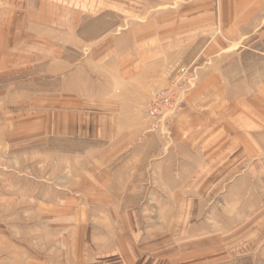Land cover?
<instances>
[{"label": "crops", "instance_id": "obj_1", "mask_svg": "<svg viewBox=\"0 0 264 264\" xmlns=\"http://www.w3.org/2000/svg\"><path fill=\"white\" fill-rule=\"evenodd\" d=\"M179 68L180 107L149 120L151 91ZM0 72L60 77L65 115L30 121L64 116L161 195L226 186L238 212H264V0H0Z\"/></svg>", "mask_w": 264, "mask_h": 264}, {"label": "rangeland", "instance_id": "obj_2", "mask_svg": "<svg viewBox=\"0 0 264 264\" xmlns=\"http://www.w3.org/2000/svg\"><path fill=\"white\" fill-rule=\"evenodd\" d=\"M59 79L0 75V264H264V212H238L226 186L161 195V180L130 177L125 153L67 133L64 116L30 121L65 115Z\"/></svg>", "mask_w": 264, "mask_h": 264}, {"label": "built area", "instance_id": "obj_3", "mask_svg": "<svg viewBox=\"0 0 264 264\" xmlns=\"http://www.w3.org/2000/svg\"><path fill=\"white\" fill-rule=\"evenodd\" d=\"M189 81L187 69H177L166 85L156 87L150 93L145 108V116L151 121H158L166 114L176 111L181 105V94Z\"/></svg>", "mask_w": 264, "mask_h": 264}]
</instances>
